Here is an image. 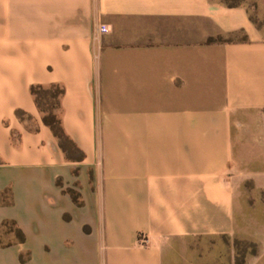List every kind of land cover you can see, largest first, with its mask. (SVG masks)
Segmentation results:
<instances>
[{
  "label": "crops",
  "instance_id": "0c3cea01",
  "mask_svg": "<svg viewBox=\"0 0 264 264\" xmlns=\"http://www.w3.org/2000/svg\"><path fill=\"white\" fill-rule=\"evenodd\" d=\"M36 83L65 86L83 159L44 124ZM257 206L264 26L245 5L0 0V228L15 220L27 237L0 244V264H190L194 238L264 231Z\"/></svg>",
  "mask_w": 264,
  "mask_h": 264
},
{
  "label": "trees",
  "instance_id": "16d2710c",
  "mask_svg": "<svg viewBox=\"0 0 264 264\" xmlns=\"http://www.w3.org/2000/svg\"><path fill=\"white\" fill-rule=\"evenodd\" d=\"M231 7L239 6L240 4H227ZM247 37L244 35L242 37L245 40ZM236 37L234 35L223 36L219 35L216 37H209L208 41H233ZM31 94L35 99V102L42 113V119L44 124L49 126L55 136L60 141V144L64 151L67 153L68 157L71 159H83L85 157V153L83 149L76 143V141L66 132L64 125H63V118H62V98L65 93V86L59 83H53L49 85H44L40 83L32 84L30 88ZM16 115L22 121H29L31 130H38V125L35 122L34 116L29 113L28 111L17 108ZM13 139L15 140V132L13 134ZM74 199L78 202L79 196L72 190L69 189ZM4 194H7V198L10 197L9 190H6ZM8 203H11V198L7 200ZM9 228L7 230V234L11 235V239L8 242H2L0 240V244H10L13 241L25 242L27 237L24 230L18 225L15 220L6 219L2 222L0 228V235L4 231L5 228ZM256 253V252H254ZM30 256V252H27L25 255L22 254L21 258L22 261H26L27 258ZM245 260L238 261V264H244Z\"/></svg>",
  "mask_w": 264,
  "mask_h": 264
},
{
  "label": "rangeland",
  "instance_id": "374dc122",
  "mask_svg": "<svg viewBox=\"0 0 264 264\" xmlns=\"http://www.w3.org/2000/svg\"><path fill=\"white\" fill-rule=\"evenodd\" d=\"M226 4L245 5L260 25L264 26V0H216ZM236 38H242L244 34L239 32L234 35ZM264 222V212L262 206H257L255 211L250 212ZM5 228L0 235L2 242H8L11 235L7 234ZM249 236H220L214 238L198 237L191 240L192 262L190 264H238V261L245 260L248 264L249 259L258 255L261 251V245L264 243V231L254 230ZM235 251V254H234ZM256 252V253H254ZM175 264H189L188 262L176 261ZM253 264V263H251ZM254 264H261L260 262Z\"/></svg>",
  "mask_w": 264,
  "mask_h": 264
},
{
  "label": "built area",
  "instance_id": "2783aa9c",
  "mask_svg": "<svg viewBox=\"0 0 264 264\" xmlns=\"http://www.w3.org/2000/svg\"><path fill=\"white\" fill-rule=\"evenodd\" d=\"M98 30H99V32L104 33V32H108L110 30V28H109V26L107 24H102V25H100ZM142 240L144 242H146L147 238L142 237Z\"/></svg>",
  "mask_w": 264,
  "mask_h": 264
}]
</instances>
